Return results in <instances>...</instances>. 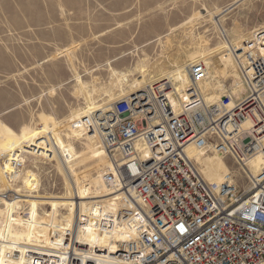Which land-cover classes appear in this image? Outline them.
Instances as JSON below:
<instances>
[{"label":"rangeland","instance_id":"374dc122","mask_svg":"<svg viewBox=\"0 0 264 264\" xmlns=\"http://www.w3.org/2000/svg\"><path fill=\"white\" fill-rule=\"evenodd\" d=\"M234 1L0 0V172H5L11 185L6 192H22L11 213L0 195V223L18 216L56 220L69 212L66 203L35 197L66 191L51 140L43 138L52 128H58L67 160L89 185L90 195L119 194L117 185H111L106 177L113 165L98 136L72 118V112L86 106L75 75L79 73L90 88L95 86V97L102 103L110 91L120 93L115 70L126 71L143 58L151 66L162 62L170 68L168 57L183 64L193 59L194 53L187 51L198 37L207 39L206 56L225 72L230 55L224 50V33L215 26L211 12L228 9L221 23L232 35L249 37L257 45L264 40V0H241L229 7ZM239 52L243 49H235L236 57ZM222 79L228 95L233 78L226 75ZM244 95L246 92L234 97L236 103ZM203 162H198V167L211 178L219 171H240L230 155L212 150ZM28 170L37 175V191L23 187ZM236 182L239 192L250 186L245 173ZM17 186L22 190L17 191ZM108 201L101 202L107 216L111 214L110 207H105ZM130 201L120 194L110 216L121 217L117 209ZM17 212L21 213L15 215ZM133 229L115 226L114 244L124 242Z\"/></svg>","mask_w":264,"mask_h":264},{"label":"built area","instance_id":"2783aa9c","mask_svg":"<svg viewBox=\"0 0 264 264\" xmlns=\"http://www.w3.org/2000/svg\"><path fill=\"white\" fill-rule=\"evenodd\" d=\"M202 63L191 66L192 86L178 118L154 124L147 114L155 115L156 104L151 110L145 106L149 96L115 102L110 124L102 128V142L113 165L106 177L123 200H131L117 209L121 217L104 214L102 203L96 213L89 204L85 212L58 215L47 241L30 247L0 242V264H102L85 235L92 228L110 231L115 226L138 230L137 238L120 243L124 251L117 254L116 264H264V182L247 174L253 188L247 194L232 186L230 175L221 183L209 182L187 153L190 145L203 151L217 148L239 164L238 159L260 149L253 137L241 136L229 148L240 125L232 124L228 108L234 95L224 96L228 100L221 104H205L197 88L206 76ZM252 75L254 91L250 86L246 90L251 98L234 109L254 108L264 126V56L260 73ZM171 111L168 116L174 115ZM14 193L5 192L4 198L22 199Z\"/></svg>","mask_w":264,"mask_h":264},{"label":"bare ground","instance_id":"6f19581e","mask_svg":"<svg viewBox=\"0 0 264 264\" xmlns=\"http://www.w3.org/2000/svg\"><path fill=\"white\" fill-rule=\"evenodd\" d=\"M240 1L241 0H236L232 2L229 7L232 6L233 8ZM227 10L228 9H219L210 13V17L214 21L215 26H217L218 30L224 33V50H227L228 55H230L231 61L228 63V66L226 67L227 71L225 72H223L224 70L221 69L215 62H213V59H211L209 56H206L205 50L208 47L207 39L198 37V40L196 39L194 44L192 43V47L187 51L189 54L194 53V57H192L193 59H188L183 64H180L178 61L168 57L167 61L169 64H171L170 68H166L162 62L151 66L148 60L143 58L138 60L134 67L129 68L126 71L120 72L115 70L113 76L116 78L115 84L119 86L120 93H112L110 91L112 89L111 88L109 90L110 92L107 93V97H105L102 103H99L100 99H96L95 97V94L98 91L95 86L90 88L87 84H85L79 73L75 75L76 80L80 85L79 92L85 96L86 106L72 112V118H76V122L82 124L94 135L98 136L107 157L108 154L102 142V128L104 126H109L110 123L107 120L108 118L112 117L111 111L114 108L115 102L119 98L122 99L121 97L123 96L130 97L133 102L139 97L145 98L149 96L150 99L145 102V106H149V109L147 110H151L153 108L150 105L152 103L156 104L155 115L152 116L153 111L147 114L148 119L153 120L154 124L164 123L163 121H167L169 118H178L182 114L183 104L188 102V92L192 86L190 77L191 66H194L200 61L206 66V76L197 84V88L199 96L205 104H221V98L226 96V94H224L226 85L223 83L222 79L226 75L233 78L230 94L234 95V97L239 96L241 93H245L248 89V86H250L252 89L251 93L254 91L255 85L252 81L254 75L252 74H259L261 71L262 57L264 56V40L257 45V43L253 42V40H250L249 37H241V35L237 34L232 35V32L224 28L221 23L224 18V12ZM190 22L191 21H188V23ZM255 47H257V49H255ZM235 49H243L242 54L239 52L240 54L237 53L238 57H236ZM233 55L234 59L232 60ZM244 77L248 83L245 81ZM163 95L164 99L161 98ZM244 96L245 97L242 96L243 98H241L242 104H246L251 98V96L248 94ZM154 97L159 99L156 100ZM158 102L162 104L161 110L158 108ZM240 105L241 104L238 105L236 103L234 98L228 105V108L232 110V124L235 121H240V125L235 127L238 128V132L232 135V145L228 143L229 148L231 149L233 144L237 141L236 137L241 136L242 138L253 137L259 142L260 149H258L251 156L245 157L243 160L238 159L240 164V171L238 173L234 172V174H232V171L228 172L227 170H224L221 173L220 171L217 172L216 178H211L210 176L205 175V173L198 167V162L200 165H202L204 163L203 157H205L211 150L218 153V149L211 148L210 150L203 151L193 145H190L187 148L188 156L196 163L197 167L202 172L207 181L221 183L223 182L225 176L230 175L232 178V186H236L237 188L238 183L236 182V179L239 175L241 176L244 173L248 174L249 177L258 178L260 181L264 182V126L261 123V118L256 115L254 108L246 109V106L243 105V107L239 110L234 109L238 108ZM139 109L140 108H137L136 110ZM170 109H172L171 112L174 113L173 116H168L167 112ZM43 138H49L51 140L53 154L56 157L59 169L65 178L66 191L60 195L55 194L47 196L39 194L35 195V197L49 198L56 201L55 203L59 202L68 204L69 212L65 215L66 218L70 217L74 211L76 213L78 210L85 212L89 204L92 211L96 213L98 209L97 204L108 198L111 201H108L110 204L104 205L107 207V209L110 207L112 214V211L116 206L115 200L120 196L121 193L118 192L119 194H115L114 196L112 195V197H107V194L95 196V193V195H90L89 185L82 181L80 175L67 160V148L62 141L58 128L50 129ZM143 153L145 154L144 157L146 158L150 156V151L148 149L144 150ZM221 155L225 156L223 154ZM221 162L224 163V159H222ZM4 173L5 172L2 174L0 172V195L2 196H4V193L7 190L11 189V185L8 183V178ZM37 186V175L32 170H28L23 178V187L30 189V191H37ZM21 190L22 189L20 186L19 188L17 186V191ZM252 190L253 188L249 186L247 190H244L243 192L244 194H247ZM72 198H76V203L74 200H72ZM15 204V201H9L5 199V209L9 213L13 212V210L16 208ZM109 214L110 212L108 215ZM5 221L4 223H0V242L15 241L18 243H27L28 247L35 246L37 243L42 241H47L49 239V233L51 230L50 227L55 222V220L52 219L33 217L10 219L8 223H5ZM112 232L113 229L110 231H101L92 228L88 230L87 234L85 235L91 242L92 247L94 248L95 246V249L93 250L96 253H100L98 256L102 257V261L99 262L102 264H116V257L120 250V244H114L115 235L112 234ZM130 235L131 236H128L123 241L125 242L137 238L138 233L136 232V229L131 230ZM100 246H103L105 250L100 251ZM20 264L25 263L20 261Z\"/></svg>","mask_w":264,"mask_h":264},{"label":"water","instance_id":"95a60500","mask_svg":"<svg viewBox=\"0 0 264 264\" xmlns=\"http://www.w3.org/2000/svg\"><path fill=\"white\" fill-rule=\"evenodd\" d=\"M123 251H124V249L120 248L119 252H123Z\"/></svg>","mask_w":264,"mask_h":264}]
</instances>
